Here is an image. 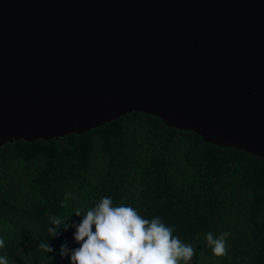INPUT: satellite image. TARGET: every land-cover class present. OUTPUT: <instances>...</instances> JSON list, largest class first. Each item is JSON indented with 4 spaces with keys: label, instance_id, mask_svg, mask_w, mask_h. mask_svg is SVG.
<instances>
[{
    "label": "water",
    "instance_id": "1",
    "mask_svg": "<svg viewBox=\"0 0 264 264\" xmlns=\"http://www.w3.org/2000/svg\"><path fill=\"white\" fill-rule=\"evenodd\" d=\"M133 112L264 159V0H0V147Z\"/></svg>",
    "mask_w": 264,
    "mask_h": 264
},
{
    "label": "trees",
    "instance_id": "2",
    "mask_svg": "<svg viewBox=\"0 0 264 264\" xmlns=\"http://www.w3.org/2000/svg\"><path fill=\"white\" fill-rule=\"evenodd\" d=\"M104 196L174 226L196 250L192 264H264V159L141 112L83 134L0 147V255L9 264H69L38 247L47 238L58 253L65 237L78 246L71 228L48 237L49 216L67 220ZM209 231L228 232L224 255L207 245Z\"/></svg>",
    "mask_w": 264,
    "mask_h": 264
},
{
    "label": "clouds",
    "instance_id": "3",
    "mask_svg": "<svg viewBox=\"0 0 264 264\" xmlns=\"http://www.w3.org/2000/svg\"><path fill=\"white\" fill-rule=\"evenodd\" d=\"M73 214L80 218L78 222L72 220ZM49 219L48 237L56 238L61 229L67 232L71 228L72 239L78 246L69 247L65 237L58 253L47 238L38 247L53 253L52 260L56 255L67 257L69 264H192L196 253L191 244L173 234L174 226L166 225L161 217L143 218L130 204H114L111 196L102 197L84 212L76 209L67 220L56 215ZM205 235L214 255L226 253L228 232L214 236L209 231ZM3 243L0 240V246ZM0 264H9L7 257L0 255Z\"/></svg>",
    "mask_w": 264,
    "mask_h": 264
}]
</instances>
